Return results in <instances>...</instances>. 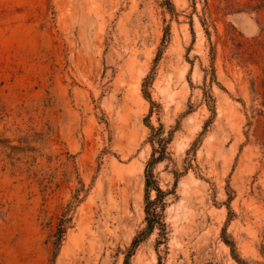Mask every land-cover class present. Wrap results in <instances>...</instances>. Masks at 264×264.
I'll use <instances>...</instances> for the list:
<instances>
[{
  "label": "rangeland",
  "instance_id": "374dc122",
  "mask_svg": "<svg viewBox=\"0 0 264 264\" xmlns=\"http://www.w3.org/2000/svg\"><path fill=\"white\" fill-rule=\"evenodd\" d=\"M125 259L264 264V0H0V264Z\"/></svg>",
  "mask_w": 264,
  "mask_h": 264
},
{
  "label": "trees",
  "instance_id": "16d2710c",
  "mask_svg": "<svg viewBox=\"0 0 264 264\" xmlns=\"http://www.w3.org/2000/svg\"><path fill=\"white\" fill-rule=\"evenodd\" d=\"M158 133L155 132L154 133V137H156V141L158 142V144L160 145V148L161 150L158 151V153H162L163 152V144H164V139L163 138H160V137H157ZM153 139V138H152ZM155 159L154 157H152L150 159L153 160ZM149 161V162H150ZM149 162L147 163V165L145 166L144 168V186H145V189L147 190V188L149 187L152 179H151V173L150 171L148 170V164ZM153 189L155 191V198L153 200H147L146 196L144 197V200H145V206H144V214H145V220H146V231L149 232L154 225L158 224L159 223V213H158V210L157 208L161 205V204H157L155 205L156 203H161L160 202V196L162 194V192L159 190V188L157 186H153ZM63 230H59L58 231V234H57V239L59 240L60 236H61V233H62ZM137 237L134 238L132 240V244H135L136 241H137ZM126 259L124 260V264H126Z\"/></svg>",
  "mask_w": 264,
  "mask_h": 264
}]
</instances>
